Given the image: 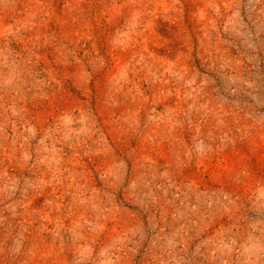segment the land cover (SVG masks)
Masks as SVG:
<instances>
[{
	"label": "rangeland",
	"instance_id": "rangeland-1",
	"mask_svg": "<svg viewBox=\"0 0 264 264\" xmlns=\"http://www.w3.org/2000/svg\"><path fill=\"white\" fill-rule=\"evenodd\" d=\"M0 264H264V0H0Z\"/></svg>",
	"mask_w": 264,
	"mask_h": 264
}]
</instances>
